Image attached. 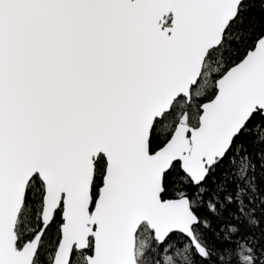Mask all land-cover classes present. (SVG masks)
<instances>
[{"label":"snow or ice","instance_id":"1","mask_svg":"<svg viewBox=\"0 0 264 264\" xmlns=\"http://www.w3.org/2000/svg\"><path fill=\"white\" fill-rule=\"evenodd\" d=\"M0 264H264V0H0Z\"/></svg>","mask_w":264,"mask_h":264}]
</instances>
